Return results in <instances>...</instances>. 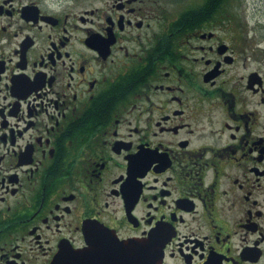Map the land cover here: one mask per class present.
I'll return each instance as SVG.
<instances>
[{"label":"flooded vegetation","instance_id":"obj_1","mask_svg":"<svg viewBox=\"0 0 264 264\" xmlns=\"http://www.w3.org/2000/svg\"><path fill=\"white\" fill-rule=\"evenodd\" d=\"M239 0H0V264L103 228L163 264H264V16Z\"/></svg>","mask_w":264,"mask_h":264},{"label":"water","instance_id":"obj_2","mask_svg":"<svg viewBox=\"0 0 264 264\" xmlns=\"http://www.w3.org/2000/svg\"><path fill=\"white\" fill-rule=\"evenodd\" d=\"M90 245L59 255L56 264H163L164 243L153 236L143 240H120L103 228H90Z\"/></svg>","mask_w":264,"mask_h":264},{"label":"rangeland","instance_id":"obj_3","mask_svg":"<svg viewBox=\"0 0 264 264\" xmlns=\"http://www.w3.org/2000/svg\"><path fill=\"white\" fill-rule=\"evenodd\" d=\"M240 8L252 17V24L256 23V18L262 19L264 16V0H239Z\"/></svg>","mask_w":264,"mask_h":264}]
</instances>
